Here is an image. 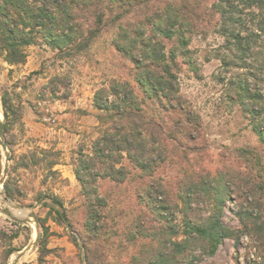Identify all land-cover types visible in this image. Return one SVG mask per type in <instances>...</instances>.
Wrapping results in <instances>:
<instances>
[{"label": "rangeland", "instance_id": "obj_1", "mask_svg": "<svg viewBox=\"0 0 264 264\" xmlns=\"http://www.w3.org/2000/svg\"><path fill=\"white\" fill-rule=\"evenodd\" d=\"M146 1L102 0L106 26L80 51H59L39 40L25 47L24 63L9 65L0 56L6 145L5 150L0 143V264L16 258V264H148L170 251L172 240L184 237L187 214L200 219L214 210L213 195L203 187L214 186L215 179L225 186L222 221L234 238H223L213 254L198 247V259L179 258L177 264H264V141L251 123L252 110L264 112V32L257 29L264 27V9L249 6L244 52L221 33L220 16L211 5L217 0ZM180 3L197 12L179 26L184 44L155 29L166 8ZM120 25L141 26L144 36L162 42L163 65L174 73L176 90L173 106L155 96L146 100L165 129L155 128L160 142L154 144L151 174L144 175L123 154L117 166L127 172L126 181L95 179L105 206L99 207V220L89 219L75 171L80 157L93 156L95 142L111 124L110 106L117 102L104 93L108 108L98 109L95 93L120 83L144 95L134 77L141 46L118 51ZM238 87H248L254 96L243 100ZM52 161L57 163L50 169ZM150 183L154 191L144 188Z\"/></svg>", "mask_w": 264, "mask_h": 264}, {"label": "trees", "instance_id": "obj_2", "mask_svg": "<svg viewBox=\"0 0 264 264\" xmlns=\"http://www.w3.org/2000/svg\"><path fill=\"white\" fill-rule=\"evenodd\" d=\"M101 3L102 0H0V56L9 65L24 63L25 47L37 44L39 40H43L59 51L84 49L101 30V26L102 28L106 26L104 11H99ZM179 5H169L156 23L155 29L166 37H172L175 34L177 42L184 44L185 38L181 35L183 31L179 26L183 24L184 19L189 18V15L196 16L197 12L188 11V7L183 3ZM211 5L220 16L221 33L230 38L241 51L249 50V6L254 5L264 9V0H217ZM254 14L252 12V17ZM87 20L90 22H86ZM163 23L168 27L163 28ZM257 29L264 32L262 25H258ZM244 32H247L246 35H243ZM144 34L141 26L128 29L120 25L114 41L115 48L124 53L128 48L136 49L137 46H141V61L134 59L136 64L134 77L143 87L144 95L139 97L129 85L116 83L109 89H100L94 96L93 102L98 109L108 108V105L103 104L102 101L104 93L113 95L117 102L110 106L114 111L108 116L112 118L111 124L103 130L102 136L95 142L93 156H90V160L80 157L78 169L75 171L76 178L83 189L88 207L86 216L89 219L96 217L99 220L101 214L99 207L105 206L104 198L97 193L95 179L110 177L117 184L126 181L127 172H124L123 167L117 166L123 154H126L144 175H150L153 171L154 144L160 142L156 139L155 128L160 127V133H163L165 129L161 117H158L160 120L153 118V114L150 113L153 110L149 111L146 100H152L155 96L160 103H169L168 106H173V92L176 90L175 75L167 63L163 65V60L165 61L163 44L154 39L155 35L146 37ZM174 53L173 50L172 55ZM241 91L244 94L243 100L254 96L248 87H238L237 95ZM163 99L166 101L163 102ZM2 105L4 117L7 119L9 108L4 99H2ZM252 113L255 115L251 119L253 129L264 141V112L263 110L260 112L252 110ZM187 121L196 125L191 117ZM81 155L84 156L83 153ZM94 155H96L95 158ZM56 163L52 161L48 163V167L51 169ZM97 165L101 167L100 171H89L91 167L95 168ZM81 172L85 174L81 175ZM86 174L95 177L91 183L87 182ZM177 187L180 191L181 185L177 184ZM144 188L154 191L151 183L146 184ZM203 188L208 194L213 195L214 210L200 219L187 214L183 221L184 237L180 240H172L170 251L156 254L157 257L148 264H177L179 258L198 259L199 255L194 253L196 248L200 247L201 253L213 254L223 238H234V231L222 221L221 209L228 200L224 195L225 186L215 179L214 186L208 185ZM185 196L187 195L181 194L180 198L187 203ZM38 224L43 231H46L45 225ZM87 227H90L89 224ZM89 230L98 232L96 226H91ZM176 232L173 230L172 234ZM100 261L98 260L96 264Z\"/></svg>", "mask_w": 264, "mask_h": 264}, {"label": "water", "instance_id": "obj_3", "mask_svg": "<svg viewBox=\"0 0 264 264\" xmlns=\"http://www.w3.org/2000/svg\"><path fill=\"white\" fill-rule=\"evenodd\" d=\"M0 143H1L2 147L6 150V145H5L4 142H3V124H2L1 121H0ZM7 159H8V156L6 155L5 160H7ZM5 170H6V167H5ZM0 184H1V180H0ZM36 228H37V227H36ZM37 230H38V228H37ZM37 235H38V231H37ZM37 235H36V236H37ZM17 259H18V258H16L14 261H12V262L9 263V264H16Z\"/></svg>", "mask_w": 264, "mask_h": 264}, {"label": "crops", "instance_id": "obj_4", "mask_svg": "<svg viewBox=\"0 0 264 264\" xmlns=\"http://www.w3.org/2000/svg\"><path fill=\"white\" fill-rule=\"evenodd\" d=\"M63 129V131H64V128H62Z\"/></svg>", "mask_w": 264, "mask_h": 264}]
</instances>
